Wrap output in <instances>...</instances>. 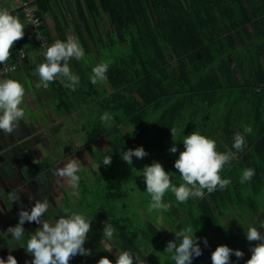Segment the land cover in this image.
Instances as JSON below:
<instances>
[{
    "label": "trees",
    "instance_id": "trees-1",
    "mask_svg": "<svg viewBox=\"0 0 264 264\" xmlns=\"http://www.w3.org/2000/svg\"><path fill=\"white\" fill-rule=\"evenodd\" d=\"M52 2L35 1L38 8L36 16L42 20L40 28L42 41L37 39L34 26L24 19L21 10L12 12L25 24V34L20 43H14L11 58L17 60L19 45L23 44L27 56H34L37 64L44 63L45 57L42 56L47 47L57 39L66 41L65 31L69 28L70 22L75 24L84 48L89 50L88 40L76 23L75 14L72 19L71 14L54 13ZM60 2L62 1L57 3L58 6ZM68 2L70 4L72 1ZM75 2L76 10L81 16L85 14L82 8L84 3L88 6L89 12L96 13L101 8L112 16L118 30L124 29L130 33L126 36L117 33L120 39L129 40L130 46L126 47L127 52L121 50V56L113 53L109 55L107 83L111 92L106 98H102L78 61L73 64V72L80 77L76 91L68 88L64 90L63 85L56 80L64 94L61 106L64 105L65 110L71 109L69 95L79 104L97 103L101 113L113 114L110 126H106L101 119H93L92 116L85 120L88 138L95 141L96 138L105 136L108 151L102 155L112 157L110 166H102L99 187L93 192L83 186L80 189L81 199L93 209L91 212L93 222L102 226L106 221L112 223L118 232L119 241L116 244L111 241L109 243L111 242L116 254L129 251L133 255H140L146 264H163V257L166 262H170V256L166 253L161 256L158 248L161 246L164 251L167 243L175 240V232L191 224L195 235L200 238L201 249L206 251H202L201 256L194 258L192 264L205 262L212 264V252L218 246L224 245L215 230L221 226L224 219L230 218L234 198L242 200L240 182L231 179V184L224 190L217 188L211 194L205 190L202 199L190 198L186 203L177 202L175 206L172 204V200L176 201L174 194L171 191L166 192L164 202L172 205L167 212L162 213L163 226L162 221L156 223L158 213L148 212L151 197L146 192V183L141 171L145 165H151L155 160L162 161V164L163 161H167L169 165L163 164V167L167 172L173 173L172 181L179 186L182 181L174 163L179 153L184 150L183 136L199 131L221 144L220 140L227 138L233 140L237 131L243 132L245 126H241V121L255 119L252 105L244 104L241 99L245 98L250 103L253 100L264 102V0H75ZM48 12L55 14L52 16L55 22L54 30L46 24L45 13ZM193 19L197 20V25ZM172 21H180L186 28L191 52H183L177 60L171 62L164 56L161 45L163 36L159 27L163 26L166 34H173V31L167 29L170 26L167 24ZM92 38L97 39L96 44L102 43V37ZM167 66L172 70L174 79L166 76ZM152 67H155L158 73H154ZM7 76L13 77L12 73ZM235 92H238L237 96L234 95ZM134 94H138L141 99L137 104L128 99L134 98ZM223 97L225 103L222 105L220 101ZM167 99L170 105L161 111L157 122L167 129L175 126L182 130L178 132L179 135L177 134L179 145L176 146L178 151L174 154L170 152L172 146L166 143L168 138L166 134L161 139L156 136V141L153 142L156 133H153L150 126L151 118L157 112L156 107L165 103ZM149 109L153 112L147 117L146 110ZM125 126L132 127L129 137L122 133ZM246 136L249 146L259 151L264 149V144L261 143L264 142V130L260 132L253 129L252 133ZM150 144L156 146V155L149 154L143 159L133 157L132 166L122 159L123 152L140 146L148 152ZM233 153L238 155L235 149ZM247 158L249 160V156ZM39 166L41 169L45 168L42 162ZM228 168V165L224 167ZM128 188L129 190L125 191ZM141 192L144 193L141 206L145 208L144 215L132 212L138 207L137 194ZM69 205L66 201L63 210L70 209ZM250 207L251 212H257L254 206ZM77 209L78 211L71 210L80 213L79 207ZM80 209L85 211L84 207ZM121 209L124 212L128 211L125 218H119L121 216L117 214ZM233 212L235 213L234 210ZM111 213L112 219H109ZM145 215L148 219H144ZM91 230L93 235L103 237L96 224ZM210 236H213L215 241H212ZM204 238H207V246L203 243ZM101 252L102 257H108L115 264L117 255L112 256L102 245ZM102 257L98 256V261ZM231 264L240 263L231 256Z\"/></svg>",
    "mask_w": 264,
    "mask_h": 264
},
{
    "label": "rangeland",
    "instance_id": "rangeland-1",
    "mask_svg": "<svg viewBox=\"0 0 264 264\" xmlns=\"http://www.w3.org/2000/svg\"><path fill=\"white\" fill-rule=\"evenodd\" d=\"M61 1L62 2L59 3V14H71L72 16L75 14L76 23L82 30L83 36L88 40L87 44L90 48L89 50H86L84 48L85 45L83 46L82 41L77 34L75 24L70 22L69 28L65 31L66 36L68 37L71 35L77 38L83 47L85 51V60H80L78 63L89 78L92 75V68L94 66L101 62H110L109 55L111 53L116 55L120 54L119 56H121V50L127 52L126 47L130 46V41L127 39H120L117 33L119 32L125 36L130 33L124 29L118 30L116 24L112 20V16H110L108 12H105L101 8L96 13L89 12L88 6L84 3L82 8L84 9L85 14L84 16H81L76 10L77 4L75 0H71L72 2L70 4L68 2L70 0ZM5 7L11 8V2L6 3L5 0H1L0 8ZM53 15L55 14H50L47 18L50 20L48 24L52 30H54L55 27L54 18L52 17ZM72 19H74V16ZM188 19L190 20V18ZM193 21L196 25L198 24L197 20L193 19ZM64 25L65 24H63V26ZM167 25H170L167 27L168 31H173V34H166L163 26L159 27L163 36V41L161 40V45L164 49L163 53L168 61L177 60L181 53L191 52L186 34L187 31L180 21H172ZM93 36L97 38L102 37V43H100V45L96 44L97 39L92 38ZM170 36L171 39H169ZM114 44L117 45L114 46ZM112 58L114 59V57ZM26 59L27 60L21 64L19 69L17 68L11 71L13 75L12 78L7 76L9 73L0 74V80L14 79L21 82L25 88V96L23 103L21 104V107L25 109L24 119L20 121L19 126L11 134H5L0 130V258L7 260L9 252L11 251V255L17 259L18 264H31L33 257L26 252L25 247L27 245L29 234L35 232L40 225H37L35 222H26L24 224L25 235L20 241L14 240L10 233H8L7 236L3 233L7 232V229L10 226L14 227L19 222V212L22 207L24 210H30L31 207L34 206L35 200H30L29 194L41 201L45 198L48 199L49 209L45 213L44 219L50 223H54L56 219H59V216L64 214L62 207L67 201L70 204V209L78 211L77 207H79L80 213L84 214L89 220H91V227L96 224L98 231L103 233L104 226L93 222L91 216L93 209L81 199L80 189L81 186H83L93 192V190L95 191L96 188L99 187V175H101L100 172L102 171L103 166L102 161L105 157H103L102 153L108 151V143L104 138L105 136L98 137L95 141H91L88 138V128L85 120H88L87 117L90 118L91 116L93 119H101L103 113H101L98 104L93 102L90 104H88V102H82V104H79L73 101L74 99L68 95V99L72 102V105L70 104L71 109L65 110V108H63L64 105L61 106V99L64 97V94L59 88L60 81L58 80V82L55 80L50 83L48 89H44L43 87L39 89L36 88V84L40 82L39 76L33 74L35 67L38 65L36 63V58L28 55ZM76 61L77 60L75 59L70 61L72 72L74 71L73 64ZM152 69L154 73H158L155 67H152ZM166 69V76L174 79L170 67L167 66ZM61 85L63 84L61 83ZM95 87L100 92L102 98H106L111 92L107 81L105 83L97 84ZM63 88L65 90L64 86ZM132 89L135 90V87ZM128 99L134 104H137V102H140L138 100H141L138 94H134V98ZM169 105V99L165 100V103L159 104L156 107L157 112H155V115L151 118L150 126H152L153 133H156L155 137H153V142L156 141V136L158 139H161V137L166 134L168 136L166 143H169L171 146H177L179 137L176 136V141H174L170 128L167 129L166 126L157 122V117H160L161 111L168 108ZM88 107L91 108L88 109ZM146 112L148 117L153 110L149 109L148 111L146 110ZM146 130L148 131V126ZM131 132L132 127L125 126L122 129L124 136L129 137ZM189 134L190 133L187 135ZM183 138L184 136L182 139ZM155 148L156 146L150 144L148 153L156 155ZM70 159H78L82 168V171L78 173L80 176V182L75 193H73V189L67 183L52 175V172L57 167H63V164ZM41 162L45 164V168L43 169L38 167ZM155 162H160L162 164V161L160 160H155ZM163 164L167 166L169 165L167 161H163ZM37 168L40 173L36 172ZM115 170L118 171L117 169ZM35 174H37V176ZM174 174L176 175V173ZM41 176L47 180V183L44 182L46 187L44 190L42 188L39 189L36 180V177L40 178ZM21 181H23V184ZM35 189L39 190V192L33 195ZM51 190L53 192H50ZM127 190H129V188L125 189V191ZM29 191H31V193L28 194ZM13 193L18 196V201H11L10 194ZM143 194V192L137 194L139 201L137 202L138 207L132 212L141 215L145 214V208L141 207L142 198L144 196ZM262 195L264 200V190ZM172 204L175 206L177 201L172 200ZM262 205V208L257 213L251 212L249 206L245 204L241 205L242 210H237L235 213L231 207L230 218L224 219V222L217 228V230H215V233L217 232V234L224 239L233 238L236 234L243 235L248 228L246 225L250 223V220L244 219L233 222V217L237 214L244 218L245 215L250 213L252 217L254 216L251 220L252 225H254L255 221L259 220L264 213V203ZM80 207H84L86 212L82 211ZM243 210L245 211V214H243ZM127 213L128 211L124 212L123 209L117 212V214L121 216L119 218H125ZM112 215L113 214L111 213L109 219H112ZM114 217V220H116L115 215ZM144 219H148L146 215ZM114 220L112 222L115 223ZM258 223L259 222H256V225ZM162 225L164 226V222ZM259 231L264 234V228H260ZM87 235L88 239L86 240L84 247L91 250V255H76L74 258H70L69 264H98V256L102 257L103 255V252H101V245L107 251L112 249L111 252H109L112 256L117 255L116 251H114V248L110 244L111 242L116 244L119 241L117 231L114 233L112 240L93 235L92 230H90ZM210 237L212 241H215V239L212 238L213 236ZM241 239L244 241H241L240 243L235 242L232 245L234 250L239 249L244 252L243 259L238 261L241 264H246V261L250 259L252 255L250 248L259 242H249L246 239V236ZM109 241L111 242L109 243ZM160 247L159 251L163 253V250ZM202 251L206 252L203 249Z\"/></svg>",
    "mask_w": 264,
    "mask_h": 264
},
{
    "label": "clouds",
    "instance_id": "clouds-1",
    "mask_svg": "<svg viewBox=\"0 0 264 264\" xmlns=\"http://www.w3.org/2000/svg\"><path fill=\"white\" fill-rule=\"evenodd\" d=\"M28 23H34L31 16L27 17ZM25 24L19 16L14 15L8 8H0V64L5 65L11 56L13 45L24 37ZM45 62L38 64L33 74L39 76V83L36 88L43 87L48 89L49 84L59 80L65 88L73 92L77 90L80 84V77L73 73L70 68V61L85 60V51L79 40L69 35L66 41L57 39L53 44L47 47L44 53ZM109 62H101L92 68L90 81L97 85L105 83L108 79L107 72ZM25 96V88L21 82L14 79L0 80V130L5 134L13 133L19 126V123L25 117V109L21 107ZM113 119V114L105 112L101 116L102 122L110 126L109 122ZM173 140L178 132L182 131L176 127H171ZM253 131L251 126H245L243 132L237 131L233 136L232 147L237 152H243L247 147L246 134ZM182 143L184 150L179 153L178 159L174 163L175 169L178 170L182 183L179 186L173 183L172 174L167 172L160 162H153L151 165H145L142 176L146 183V192L151 199L148 205V212H156V223L159 224L163 219V212H167L171 205L164 202L166 192L171 191L179 203H186L190 198L202 199L205 196V190L211 194L217 188L224 190L231 184L230 179L221 177V172L226 165L230 166L231 161L235 159L232 151L219 152L214 139L202 135L199 131H193L191 134L184 136ZM178 148L173 145L170 148L171 153H176ZM149 153L143 146L135 149H129L122 153V159L130 166L133 164V157L143 159ZM112 163L111 156H105L102 164L110 166ZM82 171L78 159H70L63 164V167H57L52 175L58 177L67 183L73 193L79 187L80 176ZM255 175V170L245 168L240 177V183L250 181ZM39 184L44 182V177L38 178ZM11 201H18L16 194H10ZM30 200H35L34 206L30 210H24L23 207L19 212V222L13 227L10 226L7 236L11 234L12 238L20 241L25 235L24 224L26 222H35L40 225L35 232L29 234L26 252L33 259L31 264H69L70 258L76 255L89 256L91 250L84 247L88 239V233L91 230V220L84 214L65 208L64 214L59 216L54 223L44 219L45 213L49 209V201L45 198L43 201L29 194ZM264 228V221L259 222V227L249 226L245 230L246 239L249 242L257 241L255 246L250 248L251 258L246 264H264V234L259 229ZM116 228L112 223L106 221L103 227V238L112 240ZM193 226L188 224L175 232V240L169 241L164 253L170 256L174 264H192L194 258L202 255L200 247V238L195 235ZM205 246L208 245L207 238L203 239ZM112 249L108 251L111 252ZM235 255L237 260L243 259L244 252L239 249H232L227 245L218 246L211 254L212 264H231V256ZM146 264L140 255H133L129 251L117 253L115 264ZM0 264H18L17 259L11 255L7 260L0 258ZM98 264H113L108 257H102Z\"/></svg>",
    "mask_w": 264,
    "mask_h": 264
},
{
    "label": "crops",
    "instance_id": "crops-1",
    "mask_svg": "<svg viewBox=\"0 0 264 264\" xmlns=\"http://www.w3.org/2000/svg\"><path fill=\"white\" fill-rule=\"evenodd\" d=\"M22 2V1H26V0H5V2H11L12 7H14V5L16 4V2ZM53 2V12L59 14V6H58V0H52ZM58 1V2H57ZM1 3V0H0ZM65 3V2H64ZM11 7V8H12ZM6 8V7H5ZM8 9H10V7H7ZM65 12V11H64ZM47 15H45V21L46 24L49 26L48 22L50 20H48L47 18L49 17L50 14H53L51 12L45 13ZM53 22V21H52ZM259 90V89H258ZM235 96L238 95V92L234 93ZM242 102L245 104H249L252 105L251 107H253V109L255 110V119L253 121H247V120H243L241 121V126H251L255 131L260 130L263 131L264 129V102H259L256 100L252 101L251 103L245 99L242 98L241 99ZM220 103L223 105L225 103V98L223 97L222 100L220 101ZM191 129V128H190ZM192 133V132H191ZM190 133V134H191ZM224 138V137H223ZM255 141V140H254ZM221 144L217 143V151L219 152H228V151H232L233 152V140L232 139H223L219 141ZM246 142H247V136H246ZM262 144H264V142H261ZM179 145V143H177V146ZM238 155H235V159L231 161V165L229 166L228 169H224L221 172V177L222 178H226V179H233L234 182H240V177L242 175V171L245 168H252L255 170V175L253 176V178L248 181L245 182L244 184L240 183V186L242 187V191L241 193L243 194L241 197L242 200L240 199L238 201L239 198H234L233 205H231V207L233 208L234 211L237 210H242L241 205L245 204L249 206V210H252L250 205L255 207V210L257 212L260 211V209L262 208V204L264 203L263 200V195L262 192L264 190V149H261L260 151L257 150L255 147L253 146H249V144H247V147L245 148V150L243 152H237ZM247 156H249V160L247 158ZM230 171V172H229ZM179 172L177 171V174ZM207 194V193H206ZM246 197V198H245ZM246 203H245V201ZM237 207V208H234ZM244 211V210H243ZM256 212V213H257ZM254 217V216H253ZM252 215L248 216L245 215L244 218H242L240 215H235L233 217V222H236L237 220H250L249 224L246 225V227L251 226H258L259 227V223L256 225V222H260V221H264V213L262 214V217L259 220L255 221V224L252 225L251 220H252ZM246 236L245 233L243 235H234L233 238H221V241H223L224 245H227L228 247L233 249V243L235 242H241L244 241L241 238ZM159 249V248H158ZM163 250V249H162ZM161 250V251H162ZM160 252V251H159ZM164 253V251H163ZM163 253L160 252V255L163 256ZM235 255L233 254L232 257H234ZM236 261L238 263H240L237 258H235ZM163 264H174L173 261L170 262H166L165 257H163L162 259ZM204 264H208V262H205ZM241 264V263H240Z\"/></svg>",
    "mask_w": 264,
    "mask_h": 264
},
{
    "label": "built area",
    "instance_id": "built-area-1",
    "mask_svg": "<svg viewBox=\"0 0 264 264\" xmlns=\"http://www.w3.org/2000/svg\"><path fill=\"white\" fill-rule=\"evenodd\" d=\"M35 1L36 0H26V1H22V2H16V4L14 5V7L10 8L9 10L11 12H14L16 10H21V13L24 15V19L27 21V17L31 16L32 20L35 21L34 23H31L34 27V32L37 34V39H39L40 41L43 40V37L40 34V28L42 25V20L40 18H38L36 16V12H37V6L35 5ZM15 43H20V40H18ZM19 49H18V58L17 60H14V58H9V60L6 62L5 65L0 64V74H8L11 73V71L13 69H17L19 67H21V64L24 63V61H26V57L27 54L25 52V48L23 46V44L19 45Z\"/></svg>",
    "mask_w": 264,
    "mask_h": 264
},
{
    "label": "flooded vegetation",
    "instance_id": "flooded-vegetation-1",
    "mask_svg": "<svg viewBox=\"0 0 264 264\" xmlns=\"http://www.w3.org/2000/svg\"><path fill=\"white\" fill-rule=\"evenodd\" d=\"M38 167L40 168V166H38ZM36 172L40 173V171H39L38 168H37ZM35 175L37 176V174H35ZM33 177H34V176H33ZM36 180H38V177H36ZM21 182H22V184H23V181H21ZM44 182L47 183L46 178H44ZM44 182L41 183V184H39V183L37 182L39 189H40V188H42L43 190L46 189ZM1 187H2V186H1ZM2 188H3V187H2ZM38 192H39V190H36V189H35L34 192H33V195H34V194H37ZM14 193H15V192H14ZM14 193H13V194H14ZM29 193H31V191H29L28 194H29ZM43 193H44V191H43ZM6 210H7V209H6Z\"/></svg>",
    "mask_w": 264,
    "mask_h": 264
}]
</instances>
